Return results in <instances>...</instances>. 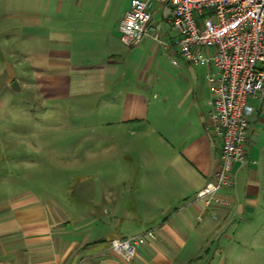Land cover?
<instances>
[{
  "label": "crops",
  "instance_id": "0c3cea01",
  "mask_svg": "<svg viewBox=\"0 0 264 264\" xmlns=\"http://www.w3.org/2000/svg\"><path fill=\"white\" fill-rule=\"evenodd\" d=\"M129 1L0 0V53L41 52L30 66L52 95L91 99L112 84L122 101L109 111L122 124V133H113L115 142L122 139V195H104L118 221L93 201L13 196L0 205V264H233L236 232L264 219V103L251 100L245 160L233 165V185L197 198L221 165V142L207 128V76L215 69L180 58L161 6V21L150 24L151 49L127 51L118 23ZM160 45L173 49L169 62L158 59ZM154 90L158 95L147 93ZM147 231L155 241L136 247L131 261L110 252V240Z\"/></svg>",
  "mask_w": 264,
  "mask_h": 264
},
{
  "label": "rangeland",
  "instance_id": "374dc122",
  "mask_svg": "<svg viewBox=\"0 0 264 264\" xmlns=\"http://www.w3.org/2000/svg\"><path fill=\"white\" fill-rule=\"evenodd\" d=\"M159 6L155 5L152 22L161 21ZM161 23L162 31H169L165 22ZM172 35L176 37L177 33ZM149 36L135 47L146 45L150 50L154 42ZM167 47L160 45L154 50L162 63L170 61L168 51L173 49ZM40 55L38 50L0 53V205L22 193L62 205L79 198L99 205L101 215L116 223L118 218L114 217L120 212L104 203V195L110 193L112 199L122 195V164L118 163L122 139L115 142L113 135L122 124L120 116L109 113L122 104L113 92L115 85L108 87L105 83L109 90L91 99L84 96L88 93H76L80 97L52 95L44 84H39L43 78L30 66V57ZM116 55L122 60V45ZM14 81L18 83L17 91L11 88ZM87 88L91 87L86 86L85 92ZM147 93L158 95L155 90ZM121 130L116 131L121 134ZM238 234L234 238L239 242L238 260L233 264H264V219Z\"/></svg>",
  "mask_w": 264,
  "mask_h": 264
},
{
  "label": "built area",
  "instance_id": "2783aa9c",
  "mask_svg": "<svg viewBox=\"0 0 264 264\" xmlns=\"http://www.w3.org/2000/svg\"><path fill=\"white\" fill-rule=\"evenodd\" d=\"M178 37L171 44L190 66H213L207 76L213 95L208 129L221 142V165L215 182L197 193L205 198L233 185L234 164H243L251 100L264 103V0H130L118 23L119 40L131 48L152 31L155 5ZM155 39V38H154ZM176 65V60H171ZM152 231L108 242L110 252L131 261L136 247L155 241Z\"/></svg>",
  "mask_w": 264,
  "mask_h": 264
},
{
  "label": "water",
  "instance_id": "95a60500",
  "mask_svg": "<svg viewBox=\"0 0 264 264\" xmlns=\"http://www.w3.org/2000/svg\"><path fill=\"white\" fill-rule=\"evenodd\" d=\"M11 88H12L14 91H17V90L19 89L17 81H14V82L11 84Z\"/></svg>",
  "mask_w": 264,
  "mask_h": 264
}]
</instances>
